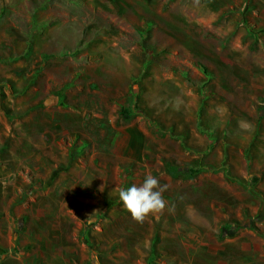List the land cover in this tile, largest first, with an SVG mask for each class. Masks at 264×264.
<instances>
[{"label":"rangeland","instance_id":"374dc122","mask_svg":"<svg viewBox=\"0 0 264 264\" xmlns=\"http://www.w3.org/2000/svg\"><path fill=\"white\" fill-rule=\"evenodd\" d=\"M0 153V264H264V0H0Z\"/></svg>","mask_w":264,"mask_h":264},{"label":"clouds","instance_id":"9594fccd","mask_svg":"<svg viewBox=\"0 0 264 264\" xmlns=\"http://www.w3.org/2000/svg\"><path fill=\"white\" fill-rule=\"evenodd\" d=\"M166 185H160L158 178L147 175L140 185L133 184L119 191V199L132 217L143 221L149 213H156L165 208L162 193Z\"/></svg>","mask_w":264,"mask_h":264},{"label":"trees","instance_id":"16d2710c","mask_svg":"<svg viewBox=\"0 0 264 264\" xmlns=\"http://www.w3.org/2000/svg\"><path fill=\"white\" fill-rule=\"evenodd\" d=\"M169 171L175 177L180 176V175L190 176V175L197 172L196 170H187V169H179V168L178 169L170 168ZM226 230H227V228H224V231H226ZM223 235H225V234H223Z\"/></svg>","mask_w":264,"mask_h":264},{"label":"crops","instance_id":"0c3cea01","mask_svg":"<svg viewBox=\"0 0 264 264\" xmlns=\"http://www.w3.org/2000/svg\"><path fill=\"white\" fill-rule=\"evenodd\" d=\"M1 154V153H0ZM15 235H16V239L18 240V242L21 244V246L23 247L24 245H26L27 243H29V240H27L25 237H21V236H19V234H18V232L17 231H15ZM22 243H24V244H22ZM26 243V244H25ZM20 244H19V248H21V246H20Z\"/></svg>","mask_w":264,"mask_h":264}]
</instances>
